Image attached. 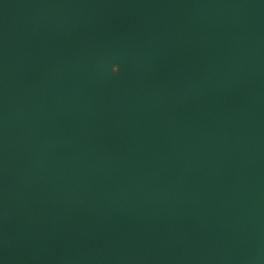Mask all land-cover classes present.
Masks as SVG:
<instances>
[{"label": "water", "instance_id": "water-1", "mask_svg": "<svg viewBox=\"0 0 264 264\" xmlns=\"http://www.w3.org/2000/svg\"><path fill=\"white\" fill-rule=\"evenodd\" d=\"M0 264H264V0H0Z\"/></svg>", "mask_w": 264, "mask_h": 264}]
</instances>
